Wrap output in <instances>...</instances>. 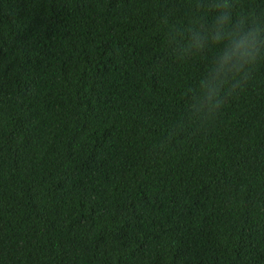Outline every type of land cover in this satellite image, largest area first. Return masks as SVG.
<instances>
[{
  "label": "trees",
  "instance_id": "16d2710c",
  "mask_svg": "<svg viewBox=\"0 0 264 264\" xmlns=\"http://www.w3.org/2000/svg\"><path fill=\"white\" fill-rule=\"evenodd\" d=\"M206 3L0 0V264H264V62L203 121L167 38Z\"/></svg>",
  "mask_w": 264,
  "mask_h": 264
},
{
  "label": "clouds",
  "instance_id": "9594fccd",
  "mask_svg": "<svg viewBox=\"0 0 264 264\" xmlns=\"http://www.w3.org/2000/svg\"><path fill=\"white\" fill-rule=\"evenodd\" d=\"M202 12L170 25L169 42L185 62L206 61L189 97L192 118L209 120L221 108L222 94L241 88L264 62V14H234L231 0H207Z\"/></svg>",
  "mask_w": 264,
  "mask_h": 264
}]
</instances>
